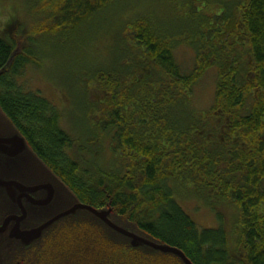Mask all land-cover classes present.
<instances>
[{"label": "trees", "instance_id": "16d2710c", "mask_svg": "<svg viewBox=\"0 0 264 264\" xmlns=\"http://www.w3.org/2000/svg\"><path fill=\"white\" fill-rule=\"evenodd\" d=\"M17 3L30 29L21 53L14 37L0 35V111L77 201L111 208L193 264H264V0ZM79 40L89 51L105 48L77 68L89 101L85 130L95 136L86 140L65 129L63 111L25 81L27 68L48 57L46 47ZM182 50L193 53L189 70L178 59ZM211 69L213 99L200 109L196 87ZM181 200L231 203L239 213L230 229H202ZM88 225L76 226L91 241L93 264H183L112 243L102 228L96 237Z\"/></svg>", "mask_w": 264, "mask_h": 264}, {"label": "rangeland", "instance_id": "374dc122", "mask_svg": "<svg viewBox=\"0 0 264 264\" xmlns=\"http://www.w3.org/2000/svg\"><path fill=\"white\" fill-rule=\"evenodd\" d=\"M20 4L21 10L17 0H0V35L6 36L7 34L14 37L19 53H21L23 48L27 45L26 36L30 29L29 26H24L25 20L22 19V17L21 19L18 17L19 10L21 14L25 12L23 2L20 1ZM15 20L17 25L23 28L21 33L19 31L20 34L14 33L16 26L12 28L9 27V25L13 24ZM64 43L65 44H53L50 47H46L48 57L44 59V62H42L40 66H31L27 68L25 81L31 89L40 90L44 97L54 102L58 108L63 111L62 123L65 129L70 130L75 136H79L80 139L86 140L91 137V133L86 132L84 125L85 116L89 114L90 109L89 101L85 100V98L82 99L80 86H82L83 83L77 81L78 75L82 72L80 69L82 68H79V72L77 71V68L78 65L84 61H89L87 58L89 54L98 56L105 48L99 46L94 51H89L91 46H88V44H85L84 46L81 40H79V42L77 41V45L69 42ZM104 55L105 52L103 53V56ZM178 59L188 70L193 65V53L190 50H182L179 52ZM86 69L92 71L96 69V67H86ZM71 73L76 74L70 76ZM77 73L79 74L77 75ZM215 81L216 71L215 69H211L205 74L196 87L195 101L200 109H206L210 105L213 99ZM94 101L95 100H92V102ZM0 114L2 115L3 113L0 111ZM104 143L103 139V147L105 146ZM100 145L101 144L98 142L97 144L89 145L88 148L95 149ZM104 152H106L105 155L107 158L112 155L107 147H105ZM38 164L40 165L39 170H41L33 169V171H35V178H33L35 182L27 181L28 183H24L38 184L44 182L42 179L45 178V176L51 177L45 172V170H43L42 165L40 163ZM41 172L43 176H40ZM19 177L23 178L21 175H19ZM49 181L50 180L46 182ZM55 186L58 187V190L56 189L53 203L47 207H38V209L31 210L32 212H37H34L35 214L28 218V226L37 227L49 218L69 209L75 204V200L72 196L70 197L66 191L62 190V185L59 186L58 183H55ZM46 195L47 192L42 191L39 196H36V199L42 200ZM198 201L199 202L181 200L180 205L200 228L217 229L223 223L226 225V228L230 229L235 223L239 213L236 205L231 203H219L214 204L213 207H209L202 200ZM6 203H8V201H4V195L1 194L0 220L3 219L0 223L7 216L6 214L12 210ZM6 205H8L7 208L5 207ZM4 209H7V212H5L6 210ZM111 219L120 226L139 234L135 227L124 219L113 215H111ZM82 223L94 226L95 228L92 229V231L97 233L96 237L101 234V230L103 229V234L112 243H130L129 240L120 238L106 227L103 228V223L94 218L90 213L80 210L75 214L60 220L52 228L47 230L34 244V247L28 249L27 255L25 256L26 260L33 261V259H36V264H73L72 261H74L75 264H93V260L90 258L92 252L89 250V245L87 247L85 245L91 241H88V236H85L83 231L81 232V229L76 226ZM68 224H70L71 227H69ZM86 231L89 236H92L88 229ZM75 252H77L78 255L82 253V255H84L83 258L78 257L79 259H69L70 263L63 260L64 255H72Z\"/></svg>", "mask_w": 264, "mask_h": 264}, {"label": "water", "instance_id": "95a60500", "mask_svg": "<svg viewBox=\"0 0 264 264\" xmlns=\"http://www.w3.org/2000/svg\"><path fill=\"white\" fill-rule=\"evenodd\" d=\"M0 154L8 159H17V161H0V190H3L12 202L18 203L21 212L20 214L8 215V217L4 219L0 226V234L5 233L10 236V238L19 240L24 246L31 245L37 242L43 234L57 222L81 210L90 213L94 218L103 223L107 229L114 232L120 238L129 240L133 248H142L148 253L159 252L162 254L174 255L178 257L183 264H193L181 250L152 240L141 233H135L115 223L113 219H111V208L96 209L77 201L68 188L65 187V185L38 159L27 144L26 139L14 129L4 114H0ZM38 163L42 165L43 170L51 177L45 176V178L42 179L44 182L28 185V182H35L33 180V178H35V171H33V169L39 170L40 165ZM19 175L23 178L19 177ZM40 176H43L42 172ZM13 177H18L20 180L13 179ZM48 180L50 181L46 182ZM55 183H58L59 186H63L62 190L66 191L70 197L72 196L75 200V204L69 209L49 218L37 227H32L30 229L22 228V223L28 217V208L22 203V199L27 198L31 205L34 206L32 207L33 209L47 207L51 205L55 199L56 189L58 190ZM38 191H46V197L42 200L32 197V194ZM17 192H19V194ZM11 223L14 224L11 226Z\"/></svg>", "mask_w": 264, "mask_h": 264}, {"label": "flooded vegetation", "instance_id": "af4514ba", "mask_svg": "<svg viewBox=\"0 0 264 264\" xmlns=\"http://www.w3.org/2000/svg\"><path fill=\"white\" fill-rule=\"evenodd\" d=\"M2 160L17 161V159H8L7 157L0 154V161H2ZM13 179H16V180L19 179L20 180V178H18V177H13ZM28 185H30V184H28ZM41 192L42 191H38V192L32 194V197L37 198L36 196H39V194ZM17 193L19 194V192H17ZM1 194L4 195V201H6V202L8 201V203H6V204H8L9 208L12 209L10 212H8V214H6L7 216L6 215L5 216L8 217V215H11V214H20L21 212H20V208H19L18 203L12 202L6 196V193L3 190H0V195ZM22 203L28 208V217L22 223V228L30 229L33 226H28L27 220L31 215L33 216L35 214L34 212H37V211H33V212L31 211V210H33L32 207H34V206L31 205V203L28 201L27 198H23ZM8 205H6L5 207L7 208ZM4 210H6L5 212H7V209H4ZM3 221L0 223V226L2 225ZM13 224L14 223H11V226ZM7 234H8V232H7ZM34 244L35 243H32L31 245L24 246L21 241L16 240V239H12V238H10V236L6 235L5 233L0 234V264H30L26 260L25 256L27 255L28 249L34 247ZM24 261H26V262H24Z\"/></svg>", "mask_w": 264, "mask_h": 264}]
</instances>
